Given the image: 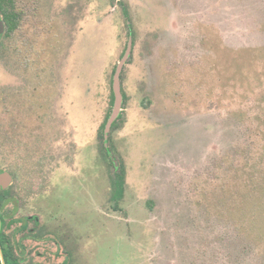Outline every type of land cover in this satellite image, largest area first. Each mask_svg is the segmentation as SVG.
Returning a JSON list of instances; mask_svg holds the SVG:
<instances>
[{"label":"rangeland","instance_id":"374dc122","mask_svg":"<svg viewBox=\"0 0 264 264\" xmlns=\"http://www.w3.org/2000/svg\"><path fill=\"white\" fill-rule=\"evenodd\" d=\"M14 5L0 114H21L20 136L3 145L0 128V169L17 215L39 219L25 263L264 264V0ZM131 37L106 143L115 200L100 134Z\"/></svg>","mask_w":264,"mask_h":264},{"label":"flooded vegetation","instance_id":"af4514ba","mask_svg":"<svg viewBox=\"0 0 264 264\" xmlns=\"http://www.w3.org/2000/svg\"><path fill=\"white\" fill-rule=\"evenodd\" d=\"M15 9L14 0H0V42L4 37L11 38L14 32L10 30L8 34L6 33L9 26L7 19L5 20V13L11 18ZM110 154L111 152L109 153L108 160L112 157ZM112 159L114 161L112 165L117 174V172H119L117 169L118 164L114 158ZM4 171L10 173L11 179L6 185H3L0 180V264L14 261H18L22 264H41L36 262L25 263L29 259L27 244L30 233L33 237H39L35 234L38 230L29 228V222L32 220L38 225L39 219L37 216H29L28 214H23L22 216L17 215L19 211L17 203L20 201V195L16 189L13 190L14 184L16 183L15 175L8 169H0V175ZM70 260V254L66 253V257L62 264H68Z\"/></svg>","mask_w":264,"mask_h":264},{"label":"trees","instance_id":"16d2710c","mask_svg":"<svg viewBox=\"0 0 264 264\" xmlns=\"http://www.w3.org/2000/svg\"><path fill=\"white\" fill-rule=\"evenodd\" d=\"M125 13H126V16L129 18L127 10L125 11ZM23 14H24L23 10H18V9H15V12L13 13L11 18L9 16H7V14L5 13V20L7 19L8 26H9V28L6 31L7 34L10 32V30H12L14 32L16 31V29L20 25V22H21ZM130 35H131V33H130ZM24 63H27V62L25 61ZM31 76L34 77L35 79H38L40 77V73L38 71H35L34 73L31 72ZM34 87L31 90V92H33L35 90ZM111 102L112 103L114 102L113 90H112V93H111ZM31 105L32 106H37L36 101L35 102H31ZM5 107H6V104H5ZM6 110L3 111L2 113H6ZM20 117H21V114H0V120H3V122H2L3 124H0V128H4V129L1 130V133L3 135L2 136V141L0 140L3 145H5L6 143L15 144L16 142L19 141L20 132L19 131H14V130L12 131L11 129L15 128V127H18L20 125V123H18V121L20 120ZM120 118H121V114L119 115L118 119H120ZM107 119H106V121H107ZM4 120H7V122H5ZM117 120H115L113 122L112 128H114L116 126ZM106 121L103 122V124L101 125V134H100L103 137V142L105 144L107 142H110V136L108 135V138L105 139V135H104V128H105ZM5 124H6V126H5ZM7 125H8V127H7ZM16 136H18V139L15 142L14 138ZM105 144H103L102 148L105 151L106 156L108 157L109 153H110V149H106L105 148ZM109 162L111 164H114V161H113L112 157H110ZM124 185H125L124 170H123V168H121L120 171L117 172V174H116V176L114 178V181H113V195H112V197L115 200L116 199L119 200L122 197L123 192H124ZM5 264H22V263H20L18 261L17 262L14 261V262H5Z\"/></svg>","mask_w":264,"mask_h":264},{"label":"water","instance_id":"95a60500","mask_svg":"<svg viewBox=\"0 0 264 264\" xmlns=\"http://www.w3.org/2000/svg\"><path fill=\"white\" fill-rule=\"evenodd\" d=\"M131 50H132V38H130L128 46L126 48V51L124 52L122 59H121L120 63L117 65L115 72H114V75H113L112 89H113V93H114V102H113L112 112L109 115V117L106 121V124H105V128H104L105 139L108 138V133L111 130V126H112L113 122L118 119V117L121 113V110H122L123 94L121 91L120 77H121V72L123 70V66L131 54ZM10 179H11V175L7 171H4L0 175V180L2 181L3 185H6L7 183H9Z\"/></svg>","mask_w":264,"mask_h":264}]
</instances>
